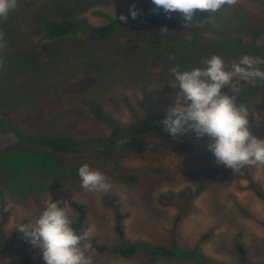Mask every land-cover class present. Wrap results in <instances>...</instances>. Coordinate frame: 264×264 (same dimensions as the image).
<instances>
[{"label":"rangeland","instance_id":"374dc122","mask_svg":"<svg viewBox=\"0 0 264 264\" xmlns=\"http://www.w3.org/2000/svg\"><path fill=\"white\" fill-rule=\"evenodd\" d=\"M134 1L149 0H17L8 18H0L6 42L0 49V118L30 136L94 144L58 155L0 133V264H45L41 250L15 225L35 222L48 196L61 201L60 207L67 201L70 216L75 205L86 206L88 243L95 239L114 249L175 243L180 252L197 251L209 264H264V199L258 196L264 195V166L234 172L215 162L208 137L189 132L174 140L161 124L179 91L170 87L172 67L202 68L212 55L229 68L244 55L264 61V0H237L211 12L228 35L253 43L255 52L221 51L209 33L182 27L160 33L161 26L151 22L104 38L44 39L46 22L86 17L103 25V15L117 17ZM180 48L192 53L183 62L175 56L167 62L166 50ZM257 67L264 70V63ZM239 86L237 103L248 108L253 134L264 139V81L240 80ZM222 92L233 95L228 87ZM138 122L152 127L110 141L112 124L129 128ZM84 163L107 177L109 191L81 187L78 169ZM123 172L138 183H123ZM87 254L93 264H200L185 257L150 262L143 251L130 259L91 249Z\"/></svg>","mask_w":264,"mask_h":264},{"label":"clouds","instance_id":"9594fccd","mask_svg":"<svg viewBox=\"0 0 264 264\" xmlns=\"http://www.w3.org/2000/svg\"><path fill=\"white\" fill-rule=\"evenodd\" d=\"M237 0H152L155 11L165 13L179 12L185 22L192 20L197 10L217 12L225 5H235ZM17 6V0H0V18L6 20L10 11ZM130 16L139 15L135 7H130ZM123 22L127 17L119 16ZM168 30L162 28L160 33ZM6 47L4 34L0 32V49ZM175 59V57H169ZM205 67L180 70L176 65L170 69L174 80L171 88H179L171 96L173 106L166 111L161 121L164 130L175 140L179 136L193 132L197 138L208 137L207 149L213 154L215 162L239 172L244 166H264V139H258L252 132L249 110L237 103L236 94L240 90L239 81L255 84L264 81V70L257 67L264 63L260 58L242 56L238 62L232 61L230 68L222 57L212 55L203 61ZM3 59H0V68ZM228 87L233 95L222 92ZM81 187L87 191L107 192L111 184L99 170L87 163L78 169ZM48 201L35 222L17 223L15 227L29 242L42 252L45 264H93L87 254L91 245L87 242V232L77 233L72 227L71 208L68 202Z\"/></svg>","mask_w":264,"mask_h":264},{"label":"trees","instance_id":"16d2710c","mask_svg":"<svg viewBox=\"0 0 264 264\" xmlns=\"http://www.w3.org/2000/svg\"><path fill=\"white\" fill-rule=\"evenodd\" d=\"M132 6H134L135 10H137L139 13L136 19H132L130 16L129 10ZM155 9L156 6L152 3V0L145 2L134 1L122 13L127 17L126 22H123L119 19L120 15L117 17L103 15V17L106 18V22L105 24L98 26L92 24L86 17H80L64 22H46L44 24V39L53 41L76 36L104 38L119 31L121 32L122 30L129 28L131 25L137 22H151L158 24L159 26H161V28H166L168 31H170L169 28L172 27H182L186 32H197L198 34L209 33L210 35H212L211 37L213 39V43L221 51L224 50L240 53L256 51L253 43L252 45L248 42H242L241 39L237 40L235 37L228 35V33H226V31L218 25V20L215 17V14L211 12L197 10L193 15L192 20L189 22H185L183 19V15L179 12L168 14L165 13L163 9H159L158 11H155ZM149 41L150 39L148 38L147 42ZM166 51L167 52L165 54L167 62H170L168 60V57H170L171 54L176 57L177 61L180 58V61L183 62L185 56L192 53L182 48H180L177 52L173 50V53L170 49ZM167 62L165 64H168ZM10 120L0 118V133H12L17 138V142L19 145L30 143L34 145L36 149L38 148L41 150H46L50 153L58 155H66L86 151L88 148H91L94 145L84 141L78 144L79 141L71 139L70 137L68 138L66 136L61 137L51 134H48L46 136H30L22 131L17 123ZM112 125L114 126L112 136L110 137V141L112 142L120 141L136 132L152 127L151 125L145 124L144 122H138L135 126L129 128H124L115 124ZM111 160L118 161L115 158H112ZM2 173L4 174V172ZM119 177L123 183L129 185H136L139 181L136 176L126 172L121 173ZM258 196L264 199V195L258 194ZM74 210L75 216H70L72 219V227L78 234L83 233L88 214L87 208L85 205L80 204L75 205ZM116 231L118 235L122 236V232L119 228H117ZM89 244L91 245L90 249L95 251L96 253L115 254L123 259H130L134 257L138 252L143 251L149 256L150 262H153L156 257H185L200 264H209V260L197 251L180 252V249H178L175 243H173L170 247H166L163 245L149 246L147 244L138 242L127 245L121 249L110 248L104 244L98 243L95 239L91 240ZM236 251L240 259H243L242 246H236Z\"/></svg>","mask_w":264,"mask_h":264}]
</instances>
